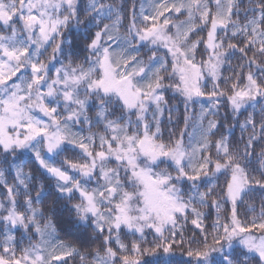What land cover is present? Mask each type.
I'll return each mask as SVG.
<instances>
[{
  "label": "snow or ice",
  "instance_id": "6c2138e0",
  "mask_svg": "<svg viewBox=\"0 0 264 264\" xmlns=\"http://www.w3.org/2000/svg\"><path fill=\"white\" fill-rule=\"evenodd\" d=\"M129 11L123 25L110 0H0V264H264V196L238 214L264 193V0ZM167 91L184 112L165 136ZM223 204L206 228L200 208Z\"/></svg>",
  "mask_w": 264,
  "mask_h": 264
},
{
  "label": "trees",
  "instance_id": "16d2710c",
  "mask_svg": "<svg viewBox=\"0 0 264 264\" xmlns=\"http://www.w3.org/2000/svg\"><path fill=\"white\" fill-rule=\"evenodd\" d=\"M110 2L116 4L118 7H121L123 9V17H124V19L122 21V24L123 25H127L128 24V20H129L130 15H131V13L129 11V9L132 7L130 5V2L128 0H110ZM151 3H152V0H136V3L134 5H135V7L137 9V12H139L141 6H143V8L146 9V10L150 9ZM86 4H87V0H80V7L81 8L86 6ZM106 22H109V21H106ZM125 34H126L125 27L122 26L120 28L119 35L123 36ZM73 39H75V35H74ZM141 55L143 56L144 53L142 52ZM82 59H83V55H81V60ZM235 63H236V61H233V65H235ZM165 98L168 100L169 105H174L173 102H172V98L168 94V91L165 92ZM176 107H178V106H176ZM196 110H197V112L199 111V106L198 105L196 106ZM228 111L229 110L227 108L222 107L221 108V116L223 115V113L228 112ZM91 114L92 113H90V115ZM179 114L180 113H177L174 116V122L173 123L169 124L166 120L163 122L164 129H165V136H167L169 128L177 131L178 123L176 121H177V118L179 117ZM216 118L220 119L221 117H216ZM243 119H244V117L241 116L240 117L241 122H243ZM259 119H260V117H259V115H257V120L259 121ZM222 122H224L226 124H231L232 123L230 117H229L228 121H222ZM179 130H180V128H179ZM222 131H223V129H222ZM241 135H242V133H241V130L239 129V127L234 128L232 130L231 139H232L233 144H237L238 143L239 138H240ZM243 135L247 136L248 133H243ZM240 146L242 147V145H240ZM259 151H260V145L257 144L256 145V152H259ZM24 163H26V165H27V167L25 168L26 172L27 171H32L34 175L39 176L40 173H39V171H37L38 164H36L34 162V160H30L26 156L25 160H24ZM253 166L254 167L256 166L255 159L253 160ZM40 171H42V170H40ZM5 177L10 183L13 182V176L11 174L6 172L5 173ZM0 191L4 192V188H3L2 185H0ZM262 196H264V193H261L259 190H257V191H255L253 193H250L245 198V201H244L243 204H239L238 205V214L241 217V219H245V218L246 219H251L252 216L256 215V213L252 212L250 210V208L251 207H255L257 209V212H258L260 204L262 202ZM40 207H43V205H40ZM21 210H23V209H21ZM200 211H202L204 213V217L205 218H204L203 224L207 228L216 220L218 214L223 217L228 212V207H227V204H223V207L220 209L219 213L217 212V209L214 206H211V205H209L207 207L200 208ZM67 218H68V213L65 212L63 217H62V222L57 224V232H58V235H59L60 239L64 240L66 243H75L76 242V237H75V235H73L74 230L69 228V226L67 224ZM188 223L189 224H185V221H182L181 224L179 225V227H182L183 231H185V228H187V230L191 231L192 233L199 234L200 230L197 229L194 225L191 224V217L189 218ZM183 224H184L185 228H184ZM31 234L32 233L30 231L29 235H31ZM16 237H17V240L19 241L20 240V231H17ZM0 239H3L2 234H0ZM32 242L33 243L38 242V238L33 236ZM125 242H127V240H125ZM27 244H28V241L25 240L23 242V244L22 245H18V247L27 246ZM96 246H98V244L90 245V249L91 248H95ZM113 246L115 247V245H113ZM77 247H79L78 244H77ZM237 250H238V248H237ZM82 251H85V254H87L86 250L82 249ZM69 264H92V259L89 256L85 261H81L79 257H74V258H70L69 259Z\"/></svg>",
  "mask_w": 264,
  "mask_h": 264
},
{
  "label": "rangeland",
  "instance_id": "374dc122",
  "mask_svg": "<svg viewBox=\"0 0 264 264\" xmlns=\"http://www.w3.org/2000/svg\"><path fill=\"white\" fill-rule=\"evenodd\" d=\"M128 1L130 2L131 6H133L136 3V0H128ZM129 20H130V18H129ZM129 20H128V23H129ZM74 35H75V33H72L73 38H74ZM168 94L172 98V102H173L174 106H178V108H179V113L180 114H179V117L177 118V121H176L178 123V127H177V132H178L179 128L183 127V124L181 122L182 121V117H183V112H184L182 99L180 97H178V96H174L171 91H168ZM219 183H223V180L221 179L219 181ZM2 194H3V192L0 191V199L3 198ZM227 207H228V211H229L230 210V204H227ZM185 224H189L188 221H186ZM183 226H184V224H183ZM184 228H185V226H184ZM192 234L193 233L191 231H189V230H187V228H185L184 235L186 237L191 236ZM133 238L134 237L129 236V239H133ZM238 247L239 246H237V248ZM184 259H187V258L185 257Z\"/></svg>",
  "mask_w": 264,
  "mask_h": 264
}]
</instances>
